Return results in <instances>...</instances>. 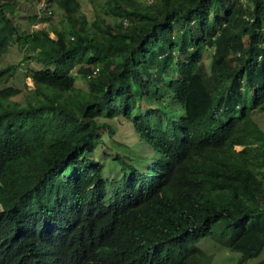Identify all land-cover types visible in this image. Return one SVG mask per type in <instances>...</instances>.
<instances>
[{
  "label": "trees",
  "instance_id": "trees-1",
  "mask_svg": "<svg viewBox=\"0 0 264 264\" xmlns=\"http://www.w3.org/2000/svg\"><path fill=\"white\" fill-rule=\"evenodd\" d=\"M88 1L93 19L58 0L65 23L32 31L0 3V83L14 44L43 65L0 88V264H214L204 238L264 264V0Z\"/></svg>",
  "mask_w": 264,
  "mask_h": 264
},
{
  "label": "rangeland",
  "instance_id": "rangeland-1",
  "mask_svg": "<svg viewBox=\"0 0 264 264\" xmlns=\"http://www.w3.org/2000/svg\"><path fill=\"white\" fill-rule=\"evenodd\" d=\"M6 0H0L4 2ZM17 1V13L15 17L16 23L20 26V28L25 30H35L41 27H49L51 28L52 24L54 25H63L65 23V13L63 12V8L61 4L59 5L58 0H16ZM82 3V9L88 15L90 19L94 18L95 9L91 2L88 0H80ZM149 1V0H147ZM34 16L37 17V21H33ZM105 17V21L107 22H116L117 20L123 19V17L113 12L103 14ZM43 17V18H42ZM44 19V20H43ZM66 25V24H65ZM54 36V33H52ZM227 39V35L224 34V40ZM232 48L236 52H242L247 48L246 38L242 35H237L232 42ZM27 52L26 47L20 48L17 44H14L11 49L4 54L2 64H6L9 62H17L18 67L16 72L10 76L7 80L0 83V88L5 86H16L21 88L22 95L32 90L34 87V82L27 74L30 69L41 68L43 65L34 61L33 59H24V55ZM205 59L209 63L211 56L209 51L205 52ZM107 66V65H106ZM74 73L77 75V82L81 88L86 87V79L78 72V68L74 70ZM177 73V72H176ZM170 73V77L177 76V74ZM165 94V91H160L156 95L155 101H158ZM209 103V98L206 96H198L195 100L192 101L191 107L195 114H201L206 111ZM255 118L259 122L261 126L264 127V112L263 111H255ZM120 126L123 130L131 129V122L128 124L124 119L121 120ZM133 151V149H132ZM114 150L111 148H107L102 146L101 144L96 146L94 154L96 157L100 158L104 165V174L108 183H110L111 179L114 180L119 177L121 174L120 163L115 159ZM71 172V169L68 170ZM109 190V187H108ZM200 246L207 251L208 253L213 255V263L214 264H237L240 253L233 252L228 248L219 245L213 239L204 238L200 242ZM261 257L264 258V250L261 253ZM258 258H251L247 262L243 264H252L256 262Z\"/></svg>",
  "mask_w": 264,
  "mask_h": 264
},
{
  "label": "built area",
  "instance_id": "built-area-1",
  "mask_svg": "<svg viewBox=\"0 0 264 264\" xmlns=\"http://www.w3.org/2000/svg\"><path fill=\"white\" fill-rule=\"evenodd\" d=\"M242 2L243 5H248L249 0H240Z\"/></svg>",
  "mask_w": 264,
  "mask_h": 264
}]
</instances>
